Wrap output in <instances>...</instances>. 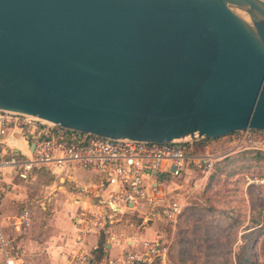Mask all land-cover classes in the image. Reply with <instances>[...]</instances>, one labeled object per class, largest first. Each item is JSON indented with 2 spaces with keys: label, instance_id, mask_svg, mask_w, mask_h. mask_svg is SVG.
<instances>
[{
  "label": "water",
  "instance_id": "1",
  "mask_svg": "<svg viewBox=\"0 0 264 264\" xmlns=\"http://www.w3.org/2000/svg\"><path fill=\"white\" fill-rule=\"evenodd\" d=\"M0 110L107 140L264 132V2L0 0Z\"/></svg>",
  "mask_w": 264,
  "mask_h": 264
},
{
  "label": "built area",
  "instance_id": "2",
  "mask_svg": "<svg viewBox=\"0 0 264 264\" xmlns=\"http://www.w3.org/2000/svg\"><path fill=\"white\" fill-rule=\"evenodd\" d=\"M210 140L162 144L107 140L0 110V202L13 181L28 182L35 170L69 164L94 173L86 184L74 186L83 198L72 217L77 243L91 233L107 234L121 224L132 226L135 212L140 213L141 223L156 218L174 226L187 201L205 189L219 160L210 151ZM227 145L264 153V132H237L229 135ZM5 177L11 180L7 183ZM255 182L264 184V180ZM142 203L148 206L147 214L141 210ZM6 222L15 232H23L29 225L27 212ZM1 224L0 213V264H25L16 239L4 235ZM168 254L169 243L163 237L128 241L122 258L108 264H163ZM74 259L80 264H103L84 252Z\"/></svg>",
  "mask_w": 264,
  "mask_h": 264
},
{
  "label": "rangeland",
  "instance_id": "3",
  "mask_svg": "<svg viewBox=\"0 0 264 264\" xmlns=\"http://www.w3.org/2000/svg\"><path fill=\"white\" fill-rule=\"evenodd\" d=\"M227 138L209 141L210 151L219 156L218 165L205 189L187 201L176 225H165L153 218L144 228L137 225L133 229H117L116 238L119 241L127 237L138 239L146 229H151L147 240L159 236L169 243V254L163 264H264V184L255 182L264 180V160H254L252 154L243 159L241 152L252 150H235L227 145ZM225 158L229 162L222 163ZM73 174L82 179L94 176L80 170ZM158 179L162 180V176ZM40 188L43 190L41 199L52 196L50 189L44 194L45 188ZM48 203L43 199L44 208L53 211ZM36 206V212L43 211L40 204ZM146 207L145 203L141 204L144 214L148 211ZM51 213L52 217L44 220L45 223L50 220L58 223L59 218L66 221V214H70L67 209L59 214ZM138 216L140 213H133L134 223L141 222ZM36 226L37 234L39 224L34 228ZM117 248L116 255H119L123 247ZM55 261L52 259L48 264H56Z\"/></svg>",
  "mask_w": 264,
  "mask_h": 264
},
{
  "label": "crops",
  "instance_id": "4",
  "mask_svg": "<svg viewBox=\"0 0 264 264\" xmlns=\"http://www.w3.org/2000/svg\"><path fill=\"white\" fill-rule=\"evenodd\" d=\"M76 170L87 174L93 173L69 164L60 167L48 166V168L35 170L33 179L28 182L13 181L12 187L2 195L0 202L2 231L4 235L16 239L25 264H48L52 259L56 260V264H80L74 259L78 252L91 254L97 262L108 264L109 261L114 262L122 258L123 252L126 250V242L138 243V241L147 240L151 229H146L147 231L138 236V239L127 237V240L119 241L114 234L121 227L133 229L138 225L139 228H144L146 221L144 223L132 222V226L121 224L112 227L107 234L91 233L77 243L78 233L73 225L72 217L76 210L82 206L83 198L81 199V194L75 190L74 186L84 185L92 180L94 176L82 179L80 176L73 174ZM10 180V178L5 177V182L8 183ZM41 186L45 188L44 194L49 193V189L52 191L50 193L52 196L43 197V199H46L47 203L49 201L47 206H51L55 214H59L63 209L70 212V214H66L68 218L66 221L59 218L58 223H53V220L45 223L44 220L50 219L52 216H49V214H52L53 211H48L43 206ZM37 204L41 205L42 212H36ZM24 210L27 212L29 225L23 232H15L8 227L6 218L20 215ZM139 220H141V216ZM37 224L39 226L36 234L37 226L36 228L34 226ZM33 230H35V233H33ZM119 244L121 246H118ZM114 247H116V250ZM117 247H123V251L119 255H116L119 250ZM113 255H116V257L112 258Z\"/></svg>",
  "mask_w": 264,
  "mask_h": 264
},
{
  "label": "trees",
  "instance_id": "5",
  "mask_svg": "<svg viewBox=\"0 0 264 264\" xmlns=\"http://www.w3.org/2000/svg\"><path fill=\"white\" fill-rule=\"evenodd\" d=\"M227 137H229V136H227ZM248 154H252V158L254 159V160H257V161H260V160H264V153H262V152H256V151H243V152H241V157L243 158V159H248ZM229 162V160L228 159H224V161H222V163L223 162ZM219 163V162H218ZM217 162L215 163V165H214V172H215V168L217 167ZM213 172V173H214ZM213 173L211 174V176H210V178H209V181H210V179H211V177L213 176ZM209 181H208V183H209ZM182 215H183V213H182ZM181 215V216H182ZM180 216V217H181ZM179 217V218H180ZM179 220V219H178ZM100 254V253H99ZM100 256H101V254H100ZM244 260H246V259H244ZM246 262H247V260H246Z\"/></svg>",
  "mask_w": 264,
  "mask_h": 264
}]
</instances>
